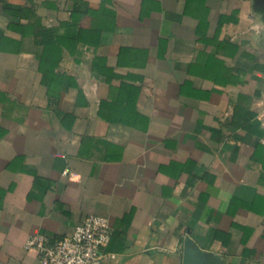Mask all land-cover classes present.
Segmentation results:
<instances>
[{
	"label": "crops",
	"instance_id": "0c3cea01",
	"mask_svg": "<svg viewBox=\"0 0 264 264\" xmlns=\"http://www.w3.org/2000/svg\"><path fill=\"white\" fill-rule=\"evenodd\" d=\"M83 1L0 0V264L88 214L103 264H264V0Z\"/></svg>",
	"mask_w": 264,
	"mask_h": 264
},
{
	"label": "built area",
	"instance_id": "2783aa9c",
	"mask_svg": "<svg viewBox=\"0 0 264 264\" xmlns=\"http://www.w3.org/2000/svg\"><path fill=\"white\" fill-rule=\"evenodd\" d=\"M111 233L107 217L88 214L62 238L49 239L33 233L25 240L24 247L35 249L46 264H103Z\"/></svg>",
	"mask_w": 264,
	"mask_h": 264
},
{
	"label": "trees",
	"instance_id": "16d2710c",
	"mask_svg": "<svg viewBox=\"0 0 264 264\" xmlns=\"http://www.w3.org/2000/svg\"><path fill=\"white\" fill-rule=\"evenodd\" d=\"M3 6L8 9L17 10V12L20 15H24V14L27 15L31 12V9L29 8L26 9L21 5L14 6L13 4L3 3ZM75 6H76L75 11H79V13H84L88 11V8L83 0H76ZM25 9L27 12H25ZM52 32H53L52 30H48V29L36 31L34 36H35V42H36L37 47L42 46L44 49L47 48L48 43L51 42L53 39ZM42 59H43V62L45 63H53V61H50L47 58H45L44 55ZM41 68L43 69V78H44V76H46L47 68L49 67H44L43 65H41Z\"/></svg>",
	"mask_w": 264,
	"mask_h": 264
}]
</instances>
